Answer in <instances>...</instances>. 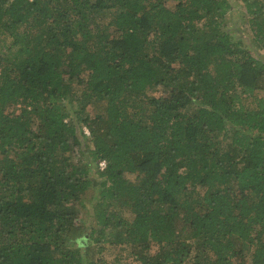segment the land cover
I'll return each mask as SVG.
<instances>
[{
  "label": "trees",
  "instance_id": "16d2710c",
  "mask_svg": "<svg viewBox=\"0 0 264 264\" xmlns=\"http://www.w3.org/2000/svg\"><path fill=\"white\" fill-rule=\"evenodd\" d=\"M232 6L0 0V264H264V58Z\"/></svg>",
  "mask_w": 264,
  "mask_h": 264
},
{
  "label": "rangeland",
  "instance_id": "374dc122",
  "mask_svg": "<svg viewBox=\"0 0 264 264\" xmlns=\"http://www.w3.org/2000/svg\"><path fill=\"white\" fill-rule=\"evenodd\" d=\"M232 1L233 6L228 12V25L232 30L233 36L238 38L239 41H241L247 47H250L256 56L264 58V50L258 48L255 43L251 40L252 30L249 24V15L247 13L245 4L242 0ZM262 92L264 93V90H262ZM154 93L157 94L159 92L155 91ZM97 104L99 103H96V105L93 104L89 106L90 117H94V115L96 114V111L98 110L99 106ZM130 176L133 177L134 175L131 174ZM93 193H98L97 187L90 188L88 194H85L82 198V202L85 201L86 204H89L91 200V195ZM88 218L90 219L88 220V222H92L93 218L91 212L85 209L84 219L87 220ZM69 245L75 246L76 242H69ZM98 247V244H92V249L96 250L95 257L97 259L99 258V264H117L116 255L118 253H122L123 256L122 260L118 264H140L138 260L134 259V256L132 254H129V246L127 245H119L117 248H114L113 246L107 244V247L103 250H99Z\"/></svg>",
  "mask_w": 264,
  "mask_h": 264
},
{
  "label": "built area",
  "instance_id": "2783aa9c",
  "mask_svg": "<svg viewBox=\"0 0 264 264\" xmlns=\"http://www.w3.org/2000/svg\"><path fill=\"white\" fill-rule=\"evenodd\" d=\"M84 130H85L87 133H90V131H89V129L87 128V126H84ZM105 165H106L105 160L100 161V166H101V168H104Z\"/></svg>",
  "mask_w": 264,
  "mask_h": 264
}]
</instances>
